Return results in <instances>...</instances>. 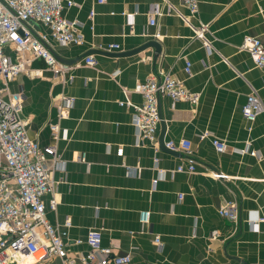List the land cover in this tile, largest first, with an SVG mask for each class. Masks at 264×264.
Returning a JSON list of instances; mask_svg holds the SVG:
<instances>
[{
    "label": "crops",
    "instance_id": "obj_1",
    "mask_svg": "<svg viewBox=\"0 0 264 264\" xmlns=\"http://www.w3.org/2000/svg\"><path fill=\"white\" fill-rule=\"evenodd\" d=\"M168 1L177 11L163 0H72L64 13L81 22L83 44H57L46 25L32 21L62 59L78 61L89 50L111 44L119 48L105 51L133 50L153 38L162 44L157 58L154 47L126 57L93 53L96 64H81L65 84L41 59H33L31 73L10 82L11 90L23 95L22 115L33 139L41 145L54 143L50 125L55 122L68 135L56 142L65 166L55 172V209L49 205L51 195L45 196L47 218L61 228L70 220L72 259L89 250L76 240L98 229L103 245L131 254L128 264H264V113L254 121L242 114L251 86L264 102V68L239 49L245 36L264 43V0H201L192 22L194 27L209 24L205 36L212 51L183 20L181 14L188 13L183 2ZM153 4L163 10L155 25L149 13ZM122 12L134 13L133 19ZM157 68L170 71L199 100L194 105L161 98L157 142L137 143L133 110L120 102L140 103L133 88ZM63 96L74 101L60 116ZM182 139L192 142L193 173L176 171L187 155L165 146ZM213 139L225 141L228 149L218 152ZM249 141L258 155L233 151ZM80 154L86 161L76 160ZM214 172L228 178H215ZM232 198L239 203L237 222L218 212ZM144 211L150 212L146 223L140 220ZM53 259L52 264H62Z\"/></svg>",
    "mask_w": 264,
    "mask_h": 264
},
{
    "label": "built area",
    "instance_id": "obj_2",
    "mask_svg": "<svg viewBox=\"0 0 264 264\" xmlns=\"http://www.w3.org/2000/svg\"><path fill=\"white\" fill-rule=\"evenodd\" d=\"M181 1L188 9L187 14H181L183 20L194 29L207 50L212 51L213 44L205 36L209 24L194 27L192 22L193 16L199 11L201 0ZM163 2L168 3L169 10L177 11L168 0ZM72 5V0H0V264L43 263L53 258L61 259L62 264H128L132 258L130 253L119 254L114 252L111 246L103 245L102 233L98 229L89 230L84 240H76L77 244L85 242L89 246L87 252L81 253L78 259L68 256V228L71 222L67 220L65 228L52 224L46 215L45 202V196L51 195L50 207L55 209L58 204L55 197L58 183L55 172L65 166V161L58 155L56 142L67 138V132H61L60 124L55 122L50 125L54 143L41 145L33 139L22 115L23 95L20 91L10 88V82L20 73H31L29 64L33 59H41L45 67L63 84L72 81L74 70L81 64H96L93 54L74 62L61 60L49 45L48 35L39 33L32 24L35 20L46 25L57 44H83L81 22L67 18L64 13L65 9ZM149 13L150 23L155 25L156 17L163 14V10L158 4H153ZM122 14L129 20L134 17V13ZM93 16L92 10L90 18ZM118 48L117 44H111L102 49L115 51ZM239 49L248 51L254 64L264 68V43L259 37L245 36ZM185 71L191 72L190 61L186 62ZM133 92L140 94V103L130 100L120 103L133 110L132 122L137 132V143L157 142L162 121L161 98L188 100L194 105L199 100L198 93L188 90L181 80L163 68H157L145 80L137 82ZM73 101V98L63 96L60 116H63V107L72 105ZM262 113L264 102L258 90L251 86L242 106V114L247 120L254 121ZM206 136L207 133L202 135ZM213 144L218 152L228 149L223 140L213 139ZM165 146L170 150H181L187 155L186 164H179L176 171L195 172L196 161L192 156L193 147L189 139L169 140ZM232 149L253 156L258 155L250 141L246 142L243 148ZM85 158V154H80L76 160L86 161ZM161 173L166 175L164 171ZM213 176L228 178L227 174L221 172H214ZM159 179L154 180L155 185ZM218 212L230 221L237 222L238 200L232 198L224 201ZM149 219L150 212H142L141 222L146 223ZM252 223L257 226V220ZM155 240L160 246L159 236ZM38 253H41V256L37 259L35 257Z\"/></svg>",
    "mask_w": 264,
    "mask_h": 264
},
{
    "label": "water",
    "instance_id": "obj_3",
    "mask_svg": "<svg viewBox=\"0 0 264 264\" xmlns=\"http://www.w3.org/2000/svg\"><path fill=\"white\" fill-rule=\"evenodd\" d=\"M150 47H154L155 49V54L154 57L157 58L161 53H162V44L161 42L157 39V38H153L145 43H143L142 45L136 47L133 50H129V51H124V52H107L105 50H97V49H92L89 50L88 52H86L85 55H89V54H93V53H100V54H105L108 56H112V57H126V56H131V55H135L140 53L141 51L150 48ZM85 55L81 56L84 57ZM59 57V56H58ZM60 58V57H59ZM63 61H67V62H74L76 61V59H62Z\"/></svg>",
    "mask_w": 264,
    "mask_h": 264
},
{
    "label": "rangeland",
    "instance_id": "obj_4",
    "mask_svg": "<svg viewBox=\"0 0 264 264\" xmlns=\"http://www.w3.org/2000/svg\"><path fill=\"white\" fill-rule=\"evenodd\" d=\"M53 260H54V259H53ZM51 261H52V260H48V261L43 262V263L38 262V263H31V264H52ZM27 262H28V261H27Z\"/></svg>",
    "mask_w": 264,
    "mask_h": 264
},
{
    "label": "bare ground",
    "instance_id": "obj_5",
    "mask_svg": "<svg viewBox=\"0 0 264 264\" xmlns=\"http://www.w3.org/2000/svg\"><path fill=\"white\" fill-rule=\"evenodd\" d=\"M41 256V253H38L35 258H39Z\"/></svg>",
    "mask_w": 264,
    "mask_h": 264
}]
</instances>
